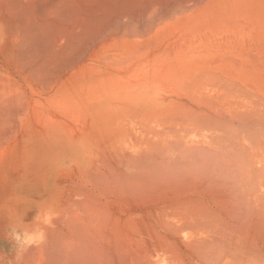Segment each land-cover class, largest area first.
<instances>
[{
    "label": "bare ground",
    "instance_id": "1",
    "mask_svg": "<svg viewBox=\"0 0 264 264\" xmlns=\"http://www.w3.org/2000/svg\"><path fill=\"white\" fill-rule=\"evenodd\" d=\"M0 264H264V0H0Z\"/></svg>",
    "mask_w": 264,
    "mask_h": 264
}]
</instances>
